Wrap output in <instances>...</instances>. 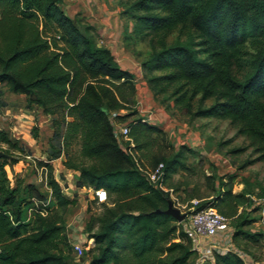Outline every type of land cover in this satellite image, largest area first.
Segmentation results:
<instances>
[{
	"label": "trees",
	"instance_id": "trees-1",
	"mask_svg": "<svg viewBox=\"0 0 264 264\" xmlns=\"http://www.w3.org/2000/svg\"><path fill=\"white\" fill-rule=\"evenodd\" d=\"M64 1L0 0V104L6 105L1 101L5 87L25 95L29 107L51 117L62 147L38 162L47 170L51 204L38 185L10 181L0 164V264H70L67 215L77 199L63 192L49 162L62 152L65 166L79 171L77 186L117 195L97 230L90 223L85 226L96 250L89 264H195L197 251L181 223L157 212L167 209L170 194L138 169L114 134L111 114L117 112L114 119L128 124L142 162L141 155L148 165L164 163L168 186L174 174L189 168L187 155L197 149L186 143L176 149L164 129L143 120L136 105L135 74L99 44L94 25L64 10ZM118 2L123 6L124 43L149 39L150 52L140 63L154 98L171 87L175 108L191 120H229L263 161L264 0ZM132 106L131 113H119ZM152 138L160 140L157 147ZM0 142L16 146L1 127ZM74 144L79 159L73 157ZM1 158L12 164V157ZM219 184L214 199L201 201L196 210L217 207L232 217V239L238 246L240 240L263 242L264 233L251 229L259 215H237L239 206L254 203L248 196L254 192L233 194L231 187L221 190ZM257 196L264 198V189ZM207 264L245 263L227 251Z\"/></svg>",
	"mask_w": 264,
	"mask_h": 264
},
{
	"label": "rangeland",
	"instance_id": "rangeland-1",
	"mask_svg": "<svg viewBox=\"0 0 264 264\" xmlns=\"http://www.w3.org/2000/svg\"><path fill=\"white\" fill-rule=\"evenodd\" d=\"M131 1L133 0H123V3L128 4ZM113 2L105 0V4L109 10L114 14L117 9L120 12L123 6L119 5L118 0H113ZM91 3H94V1L91 0ZM72 4H74V0H65L63 5L64 10L71 16L79 14L80 17L86 18V15L82 11L75 13L76 9L70 8ZM129 27L130 25H128ZM131 29L132 26L127 31ZM175 35H171L170 40ZM124 46L125 51L132 58L140 62L147 58L150 52L148 37L140 40L137 39V41L133 39L129 44L125 43ZM138 75H140L139 72ZM136 81L138 84L137 91L140 92L139 95L137 93L136 105L138 108L145 109L147 107L143 103L140 104L139 101L148 93L150 96H148L149 99H144L146 102L152 103L151 97H153L154 107L156 109L163 108L173 121L175 119L177 123L186 124L191 131L190 138L192 137L198 142L195 145L197 152L187 155V165L189 168L181 169L178 173L174 174L173 178L168 181L169 184L171 183L169 185L171 187L164 184L166 188H174L175 198H171L175 206L182 210H188L192 205H195L192 200L198 199L200 202L212 201L214 196L217 195L215 187H217L220 181L226 183L225 187L222 186V183L219 184V189L221 190H227L231 187L232 193L235 194L251 189L254 192L252 194L258 197L257 194L264 189V160H257V154L249 145V140L238 135L237 130L230 124L229 120L208 117L191 120L175 108L174 99L171 97L173 88L170 87L165 94L159 96L156 100L143 75ZM4 91L5 93L1 101H5L6 105L0 104V127L9 132L16 146L0 142V150L6 152L9 157H12L11 165L5 164L3 159L0 158V164H2L1 171L6 173L10 181H15L17 178L23 179L26 183L38 185L40 190L48 197L47 204H51L52 188L47 183V170L39 167L38 162L40 160L47 161L49 157L58 153L59 149L62 148L61 139L55 136L51 117L46 115L41 108L35 106L33 108L29 107L26 96L23 94H16L7 87L4 88ZM134 108L132 106L122 109L119 113L124 116L131 113ZM143 113L147 114L150 111H144ZM132 117L134 115H131L127 119V122L131 121ZM186 134L187 132L182 135ZM152 139L155 144L154 147H157L156 145L160 140ZM182 140H185L184 136H182ZM72 149L73 157L79 159V147L74 144ZM28 155L31 157L29 158ZM141 157L143 159L142 164H147L146 159L142 155ZM66 159L67 156L62 152L61 156L49 160V162L54 168V174L59 180L63 192L69 197L77 199V203L71 206L67 215V233L71 243L67 251L69 263L89 264V260L96 254V250L94 239L87 238L85 226L87 223H90L97 230L101 218L104 216L106 206L111 205L112 201L117 199V195H109L106 203H98L86 188L77 186L79 172L67 168L64 164ZM35 165L38 166V169ZM149 167L152 166L149 165ZM200 202L195 205V208ZM254 206H258L257 203L239 206L237 215L246 212L250 213L252 217H258V212L253 210ZM234 223L235 220L232 219L230 222L231 233L235 229ZM257 228L255 224L251 226V229L255 231ZM238 242V244L250 252L254 259L264 264L263 242L253 243L241 240ZM74 244L85 246V253L80 255L76 251ZM250 260V258H247L248 264H251Z\"/></svg>",
	"mask_w": 264,
	"mask_h": 264
},
{
	"label": "built area",
	"instance_id": "built-area-1",
	"mask_svg": "<svg viewBox=\"0 0 264 264\" xmlns=\"http://www.w3.org/2000/svg\"><path fill=\"white\" fill-rule=\"evenodd\" d=\"M117 114V112L112 113L111 119L115 129L114 134L123 148L127 149V152L132 155L136 166L147 177L149 182L168 192L174 199V189L166 188L164 185V163L160 162L152 167L142 164L139 153L135 150V142L129 135L130 128L127 123L118 122L114 119V116ZM143 120L145 121L146 119L143 118ZM28 157L30 158L31 156L28 155ZM35 167L38 169V166L35 165ZM84 188L88 189L98 203H106L108 201V192L106 189H95L85 186ZM248 196L253 199L254 203L260 206L258 210L259 218L254 224L258 227L256 231H262L264 233V198H258L250 194ZM192 202L196 205L200 200H192ZM195 205H192L188 210H182L180 208L183 213H186V218L182 222H179L188 238L191 239L193 249L197 251L195 264L213 263L217 253L222 254L227 251L236 253L245 264H248L247 258L251 259V264H257L246 249L234 243L232 239L233 233L230 231L232 217L221 213L215 207H205L201 210H196ZM219 237L223 240V245L217 243ZM74 247L80 255H83L86 251L83 245L74 244Z\"/></svg>",
	"mask_w": 264,
	"mask_h": 264
},
{
	"label": "crops",
	"instance_id": "crops-1",
	"mask_svg": "<svg viewBox=\"0 0 264 264\" xmlns=\"http://www.w3.org/2000/svg\"><path fill=\"white\" fill-rule=\"evenodd\" d=\"M93 1L94 3H91V0H74V4L70 5V8L72 7L76 9L75 13H77V11H82L83 14L86 15V18L83 19L86 22L94 25V27L97 29L99 44L109 47L113 51V54L116 56V59L119 64L124 69H127L134 73L135 80H138L140 77H142L141 63L139 60L132 58V56H130L129 53L125 51V43L123 40L124 20L120 16L119 9H117L116 13L114 14L106 6L105 0ZM110 1L113 2V0ZM138 72L140 75H138ZM137 93L138 95L140 94L139 91H137ZM148 96L150 95L146 93V95L141 98V101H139L140 104L143 103V105L147 106L145 109H141L139 107V110L141 112L140 116L146 119L145 121L154 123L164 129V131L167 132L168 136L173 141V144L175 145L176 149L182 143H186L189 146L195 148V145H197L198 142L196 139H193L192 137L190 138L189 135L191 134V131L189 130V127L186 124L177 123V120L175 119L173 121L170 115L166 111H164L163 108L156 109L153 105V97H151L152 103L146 102V100L144 99H149ZM144 111H150V113L144 114ZM185 132H187V134L182 135ZM182 136L185 137V140H182ZM144 166L149 167L148 164H144ZM71 170L79 172L75 169ZM217 243H220L221 245L224 244L223 240L220 239V237ZM255 261L257 264H262L256 259Z\"/></svg>",
	"mask_w": 264,
	"mask_h": 264
},
{
	"label": "water",
	"instance_id": "water-1",
	"mask_svg": "<svg viewBox=\"0 0 264 264\" xmlns=\"http://www.w3.org/2000/svg\"><path fill=\"white\" fill-rule=\"evenodd\" d=\"M1 157H9V155L0 150V158ZM157 212H163L169 215H172L178 222H182L186 218V213H183L181 209L175 206L174 201L169 199L168 200V207L165 210H157Z\"/></svg>",
	"mask_w": 264,
	"mask_h": 264
}]
</instances>
